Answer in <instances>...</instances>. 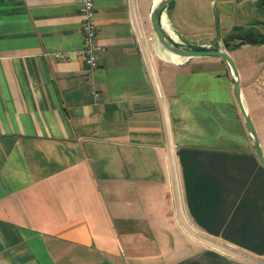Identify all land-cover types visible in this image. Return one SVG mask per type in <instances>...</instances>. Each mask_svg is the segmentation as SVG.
<instances>
[{
  "label": "crops",
  "instance_id": "obj_1",
  "mask_svg": "<svg viewBox=\"0 0 264 264\" xmlns=\"http://www.w3.org/2000/svg\"><path fill=\"white\" fill-rule=\"evenodd\" d=\"M94 1L93 68L81 0H0V264H264V167L228 62L161 44L160 0ZM160 24L230 52L264 150V40L225 42L264 35V0H174Z\"/></svg>",
  "mask_w": 264,
  "mask_h": 264
},
{
  "label": "water",
  "instance_id": "obj_2",
  "mask_svg": "<svg viewBox=\"0 0 264 264\" xmlns=\"http://www.w3.org/2000/svg\"><path fill=\"white\" fill-rule=\"evenodd\" d=\"M174 0H160L155 7L153 8L151 12V22L154 28V31L161 42L168 50L178 53L181 55L185 56H218L223 59H225L231 69V74L233 77V83H234V90H235V95L237 98V102L239 104L241 113L243 117L245 118V121L247 123V126L249 128L252 140H253V145L257 154V157L259 159L260 164L264 167V150L261 144V140L259 137V133L257 130V127L253 121V118L251 114L249 113L244 98L241 90V84H240V73L239 69L237 67V64L233 58V56L228 52L227 50L224 49H215V48H207V49H195V48H181L179 46H176L172 44L168 39L167 36L160 24V16L162 12L165 10V8L172 3ZM242 39L246 40H253L254 38L251 37L249 39L244 36Z\"/></svg>",
  "mask_w": 264,
  "mask_h": 264
},
{
  "label": "built area",
  "instance_id": "obj_3",
  "mask_svg": "<svg viewBox=\"0 0 264 264\" xmlns=\"http://www.w3.org/2000/svg\"><path fill=\"white\" fill-rule=\"evenodd\" d=\"M80 11L82 15V29L84 34V47L82 50L86 62L91 67H97L99 56L103 51V46L99 41L98 27L95 20V1L81 0ZM56 58H64V53L54 54Z\"/></svg>",
  "mask_w": 264,
  "mask_h": 264
},
{
  "label": "trees",
  "instance_id": "obj_4",
  "mask_svg": "<svg viewBox=\"0 0 264 264\" xmlns=\"http://www.w3.org/2000/svg\"><path fill=\"white\" fill-rule=\"evenodd\" d=\"M246 36L247 39L253 37V40H257V39H262L264 40V35L259 34L258 32L254 31V30H242V29H235L234 32H232L230 34V36H228L225 40L227 47H232V44L230 42L231 39H239V40H243L242 38ZM250 40V41H253Z\"/></svg>",
  "mask_w": 264,
  "mask_h": 264
},
{
  "label": "rangeland",
  "instance_id": "obj_5",
  "mask_svg": "<svg viewBox=\"0 0 264 264\" xmlns=\"http://www.w3.org/2000/svg\"><path fill=\"white\" fill-rule=\"evenodd\" d=\"M230 42L233 43V44H234V43H237V44H238V43H239V44L241 43L240 45H243L244 42H247V40H246V39H243V40H239V39L234 40V39H231ZM221 46H223V45L221 44ZM240 48L242 49V48H244V46H240ZM259 137H260V136H259Z\"/></svg>",
  "mask_w": 264,
  "mask_h": 264
}]
</instances>
